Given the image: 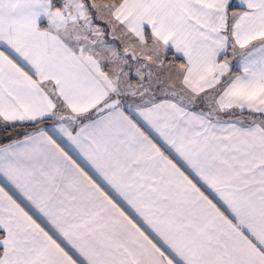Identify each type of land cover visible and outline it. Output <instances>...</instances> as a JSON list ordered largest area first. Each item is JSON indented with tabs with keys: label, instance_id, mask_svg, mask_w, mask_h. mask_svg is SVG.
<instances>
[{
	"label": "snow or ice",
	"instance_id": "1",
	"mask_svg": "<svg viewBox=\"0 0 264 264\" xmlns=\"http://www.w3.org/2000/svg\"><path fill=\"white\" fill-rule=\"evenodd\" d=\"M0 264H264V0H0Z\"/></svg>",
	"mask_w": 264,
	"mask_h": 264
}]
</instances>
